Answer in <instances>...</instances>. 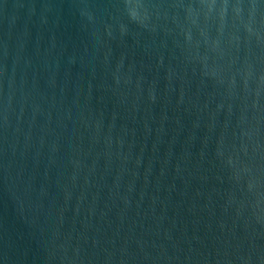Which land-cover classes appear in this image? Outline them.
Wrapping results in <instances>:
<instances>
[{"label":"water","instance_id":"95a60500","mask_svg":"<svg viewBox=\"0 0 264 264\" xmlns=\"http://www.w3.org/2000/svg\"><path fill=\"white\" fill-rule=\"evenodd\" d=\"M0 264H264V0H0Z\"/></svg>","mask_w":264,"mask_h":264},{"label":"snow or ice","instance_id":"6c2138e0","mask_svg":"<svg viewBox=\"0 0 264 264\" xmlns=\"http://www.w3.org/2000/svg\"><path fill=\"white\" fill-rule=\"evenodd\" d=\"M203 4L211 3L215 5L217 3V0H201ZM225 3H227V0H224ZM141 3V0H129V7H132L133 4L139 5Z\"/></svg>","mask_w":264,"mask_h":264}]
</instances>
